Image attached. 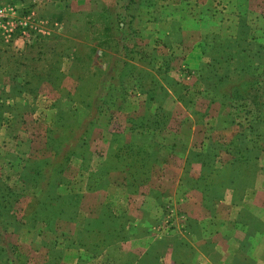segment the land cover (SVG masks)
I'll list each match as a JSON object with an SVG mask.
<instances>
[{
  "label": "rangeland",
  "instance_id": "rangeland-1",
  "mask_svg": "<svg viewBox=\"0 0 264 264\" xmlns=\"http://www.w3.org/2000/svg\"><path fill=\"white\" fill-rule=\"evenodd\" d=\"M141 1L152 2L153 5L155 0H0V19L3 15H7L8 18L15 16L17 19L14 18L19 21L25 16H31V24L35 25L32 30L16 22L12 31H6L9 33L8 36L4 35L5 32L2 34L0 30V42L5 45L16 40L13 39V33L18 32L17 36L21 40L18 54L5 50L0 58L2 63L0 67V127L2 129L0 142L3 143L0 151L3 150V153L9 155L12 150L14 156L20 155L13 163L7 160V166L0 169V184H4L16 193L15 202L12 203V209L9 212L14 220H10V226H7L5 231L0 229V249L4 252L0 254V259L7 257L10 264H17L13 260L14 256L9 247L14 245L24 260H27V264H41L49 253L60 256L61 249H65L64 247H68L70 243H77L78 236L75 233L77 227L69 233L68 227L62 226L65 222L81 219L77 211L80 194L76 191L80 179L70 182L71 180L67 178L69 174L74 175L73 162L68 161L69 157L75 154L81 157L83 163H86L89 161V156L94 153L102 156L103 152H107L104 141L126 131H131L134 133L133 136H138H132L133 140H142L137 129L139 127L131 121L139 122V118L146 111L152 113L156 108V102L146 104L148 95L144 92V87H147L149 77L158 81L157 67L154 63L159 56L156 50L145 51L142 47L135 48L133 44L141 45L149 42L150 45L156 41L159 43L170 41L167 38H160L155 32L158 28L157 21L155 22L154 18H146L144 9L147 6H141ZM244 4H238L241 8L237 10L239 14L235 24L240 22L239 17H243V24L247 28L246 41L264 42V34L260 35V31H264V14L256 16L254 11L250 12L255 9L261 13L264 11V6L255 8V4H252L247 10L246 6L243 8ZM7 6L11 7L13 12L3 10ZM148 8L146 13L152 6ZM166 8L163 9V13L173 11L177 7L170 5ZM229 9L226 6L224 11H220L224 16L214 17V20L219 22L225 30L232 24V19L225 17L229 15ZM202 10L209 22L212 10L210 8ZM137 13L141 15L137 17ZM167 23V20L160 22L158 31H164L162 28L166 29ZM180 23L187 32L179 37L183 38L184 43L191 42L192 35L188 31L197 25L191 24L187 19H182ZM208 26L216 28L217 25L210 21ZM216 34H208L207 38L202 40L207 44L205 52L208 63H211L210 57L217 58L215 56L220 53L217 45L213 46V40L222 39L225 35L223 33L215 37ZM124 49H128L129 52H124ZM157 51L159 53L160 50ZM176 53H179V50ZM124 59L129 63L131 71L141 75L144 87H133L132 81L124 78L126 85L124 95L121 101L117 102L119 109L114 110L115 106L110 109L109 104L102 100L117 93L115 83L121 71L124 70ZM38 73L48 74L52 79L36 82ZM209 74L211 73H206V75ZM198 81L199 83L187 89H185L186 85L178 81H174L176 84L171 81V83L168 81L161 84L169 85L173 89L177 95L175 100H178L189 116L194 117L196 121H203L207 116L216 119L218 103L221 99L217 98L210 102L204 92V83ZM158 84H160L159 81ZM183 90H186L188 96H184ZM173 102L169 103L167 97H164L159 106L168 114V109L171 110ZM235 103L227 106L226 113L234 118V125L241 129L246 124L241 114H234L237 109ZM247 103L251 108L250 103ZM213 127L214 125L208 136L218 138L219 133L214 131ZM96 128H99L98 133ZM150 130L146 129L145 134L154 133ZM232 131L233 128L224 132V137L228 138ZM89 142H92L91 148ZM2 160L1 155L0 164ZM33 161H49L50 164L42 165L40 169L45 178L37 177L36 183H25L20 175L23 174L24 167L32 164ZM61 163L63 183L51 187L53 192L51 195L53 197L70 193H74L77 197L79 195L76 209L72 208L69 211V213L72 212L70 218L65 216L58 218L53 215L56 211L52 214L48 210L49 214L45 217L48 221L41 222L34 219L31 213L35 200L40 194L37 188L45 189L44 183L48 180L46 176L49 175V170L52 167L55 170L61 169ZM85 168L86 165L82 164L80 171L88 173L89 171ZM87 168H89L88 164ZM140 180L137 177L136 182H129L133 185L140 183ZM163 204L157 219L150 216V210H146L144 218L140 221H153L147 227H136L142 223L138 221L137 214L132 216L130 226L127 227V232L130 231V234H125L124 239L120 230H117L119 234L115 231L112 235L114 243L107 247L106 252L103 253L104 256L102 254L94 259L92 251L86 249L78 256L79 259L68 258L62 264H166L160 257L164 249L161 253L159 252V258L156 255L157 251L146 255L140 254L142 250L138 247L142 245H139L135 239L140 229L151 239L160 240L172 234L176 227L180 231L186 228L185 220L178 221V218L185 219L184 216L175 211L170 200ZM52 205V207L57 206V202H53ZM92 240L93 238L89 236L90 248L93 246L92 249L97 250L100 246L99 240L90 244ZM4 244L8 246V249L2 247ZM43 252H45L44 255ZM86 254H89L88 257ZM166 260L168 262L170 258Z\"/></svg>",
  "mask_w": 264,
  "mask_h": 264
},
{
  "label": "crops",
  "instance_id": "crops-1",
  "mask_svg": "<svg viewBox=\"0 0 264 264\" xmlns=\"http://www.w3.org/2000/svg\"><path fill=\"white\" fill-rule=\"evenodd\" d=\"M171 1L174 0H155L153 5L151 2L147 6H152L148 13L147 8L144 9L146 18H154L155 22L157 21L158 28L155 32L158 36L167 38L170 42L156 41L150 45L145 42L141 45L135 44L134 47H142L145 51L156 50L159 58H156L154 65L157 67L158 81L164 83L161 75L165 74L169 79L186 85L185 89L199 83L198 69L202 63L207 62V44L203 42V36L217 33V37L224 33L227 35H224V38L232 39L238 32V26L235 24L239 14L237 10L241 8L238 4L245 3L243 8L246 6L247 10L252 4H255V8L264 6V0ZM185 4L189 5L186 7ZM170 5H176L177 8L163 13V9ZM226 6L230 9L229 15L225 17L232 19V24L227 30L214 20L215 16H224L220 11H224ZM204 8L212 10V17H207L211 23H216V28L208 26L210 21L206 19L202 10ZM252 11L256 16L264 14V11L259 13L260 11L254 9L250 12ZM140 15L137 13L136 16ZM182 19L197 25L188 31L192 35V41L188 43H184L183 38H180L187 32L180 25ZM165 20L168 21L166 29L158 31L160 22ZM262 34L264 31L261 30L260 35ZM12 35L13 39H16L13 43L5 45L0 42V58L5 50L18 54L21 40L17 36L18 32ZM157 50H160L159 53ZM178 50L179 53H176ZM162 88L167 93V101H174L171 110L168 109V119L164 127L153 130V134H145L146 138L141 135V141L133 140V137L138 136H133L131 131L120 133L122 139L110 142L112 138H108L104 141L107 152H103L102 156L94 153L86 163L75 154L69 157L68 161L73 162L74 175L69 174L67 178L70 182L80 179L76 191L80 194L77 211L81 219L63 223L62 226L66 225L69 233L77 227L75 233L78 237L77 243H70L65 249H61L58 264L68 258L79 259L78 256L86 249L92 251L94 259L99 258L108 246H99L97 250H93V246L90 248L89 245V236L93 238L90 244H94V240L99 238L100 241V236L107 234L108 230H111L112 235L120 230L125 239V234H130L127 227L130 226L132 216L137 214L140 221L144 218L146 210H150V216L157 219L161 214L160 207H163V203L168 199L175 211L184 216L185 219L178 218V221L185 220L186 228L180 231L176 227L172 234L160 240H153L147 233L143 234L139 227V234L135 239L142 245L138 247L142 250L140 254L157 251L159 258L164 249L160 257L166 264H264V152L238 171L237 157L226 152L221 146L224 140L208 136L215 118L207 116L203 121H196L194 117L189 116L182 104L175 100L177 95L172 89L165 84H162ZM183 94L188 96L186 90H183ZM96 129L98 133L99 128ZM1 130L0 127L2 135ZM89 143L91 148L92 142ZM139 143L146 151L144 166L133 175L141 179L140 183L130 185L128 172L131 169L128 164L131 161L127 160L122 165L112 154L120 147L128 144L137 146ZM2 144L0 142V147ZM12 152L11 150V153L6 155L3 150L0 151V156H3L1 170L7 166L8 161H17L20 155L14 156ZM82 164L86 165L88 173L80 171ZM88 219L90 221H87ZM140 222L142 225L136 227H147L153 221ZM88 255L86 254L87 257ZM167 258H170L168 262Z\"/></svg>",
  "mask_w": 264,
  "mask_h": 264
},
{
  "label": "trees",
  "instance_id": "trees-1",
  "mask_svg": "<svg viewBox=\"0 0 264 264\" xmlns=\"http://www.w3.org/2000/svg\"><path fill=\"white\" fill-rule=\"evenodd\" d=\"M140 5L149 6L150 2L145 3L141 1ZM239 18L240 22L238 21L237 23L238 32L234 35V38L214 39L213 46L214 44L217 45V48L220 50L219 55L217 54V56H215L217 58L210 57L209 62L211 63H202L198 69V78L204 83V92L207 94L206 96L210 102L217 98L221 99L218 103V112L213 128L219 133V137L224 140L221 145L222 148L226 150V152L237 157L236 162L238 171L239 168H245L248 166L247 164L254 161L257 156L264 151V109H261L264 108V42H247V28L243 24V17ZM206 38L207 35H204L203 39ZM134 45L135 44H133V46ZM124 52L127 53L129 50L124 49ZM128 64L127 60L124 59V70L121 71L115 83V90H117V93L109 95L108 98L102 100L106 104H109L108 108L110 109L113 108L112 106L116 107L114 110L119 109V104L117 102L121 101L126 86L124 78L130 79L133 87H144L143 82L141 81V75L131 71ZM209 72L211 74L206 75V73ZM161 76L164 83L168 81L169 83L174 82L172 79L165 76V74H162ZM36 77V82L50 81L52 79L48 74L41 75L38 73L36 74ZM173 84L176 83L174 82ZM168 87L172 89L169 85ZM144 88V92L148 95L146 104L156 102L157 105L152 113L146 111L144 115L139 118V122L135 123V121H131L136 127H139L137 129H139L138 133L140 136L145 135L144 131L146 129H151L150 131L158 128L161 129L164 127L168 119V114L159 106L160 101L167 95L165 89L162 88V84H158V81L155 78L152 79L149 77L148 85ZM247 102L250 103L251 108L248 106ZM233 103L237 106L234 114H241L242 117H244L246 125L241 129H239L237 125H234V118L226 113L227 106H230ZM228 116L230 118H228ZM231 128H233V131L228 138H225L224 132H228ZM146 137L147 136L145 135V138ZM111 138L110 142H112V140L115 141L122 139L123 137L121 135H113ZM85 141L86 140H84V142ZM141 145V143L137 146L128 144L124 147L118 148V150L112 154L113 157L122 163V165L127 160L131 161V163L128 164V168L132 171L128 172L130 174L129 179L131 180L129 181L131 183L136 182L137 180V177H133V175H136L135 171L138 172V170L144 166V152L146 153V151L142 149ZM133 146L135 148H133ZM60 161L61 160H59V162ZM49 164V161H33L32 164L24 167L23 174L20 175V178H22L25 183H36L37 177L45 178L42 171H40L43 167L42 165ZM62 170V163L61 169L55 170V168L52 167L51 170H49V175L46 176L48 180L44 183L45 189L41 190L40 188H37V191L40 194L39 197L36 198L35 205L31 211L32 215H34V219H38L41 222L48 221L45 218L47 214H49V212H47L48 210H50L51 213L56 211L55 214H52L58 216V218L64 216L70 218L72 212L69 213V211L72 208L76 209L75 205L79 195L78 197L74 193L60 194L56 197L51 195L53 193L51 187L63 183L61 177ZM133 179H135V181H132ZM15 197L16 193L11 191L4 184H0L1 231H5L7 226H10V220H14L9 212L12 209V203L15 202ZM53 202H57V206L52 207ZM108 231L107 234L105 233L102 235L101 240L98 243L102 248H106L113 244V240L109 241V237L112 235L110 234L111 230ZM98 240L94 241L98 242ZM2 247L8 249L6 244ZM9 247L14 256L13 260L15 263L27 264V260H24V257L21 256L14 245H9ZM1 253H4L3 250L0 251V254ZM59 258L60 257L57 254L53 255L52 253H49L45 258L46 260L41 264H58L57 262L59 261ZM0 260V264H10L7 257Z\"/></svg>",
  "mask_w": 264,
  "mask_h": 264
},
{
  "label": "built area",
  "instance_id": "built-area-1",
  "mask_svg": "<svg viewBox=\"0 0 264 264\" xmlns=\"http://www.w3.org/2000/svg\"><path fill=\"white\" fill-rule=\"evenodd\" d=\"M3 10H6V11H10V12H13V10L11 9V7H5ZM1 13V12H0ZM7 15H3V18L0 19V30H1V33L4 34V32L6 33V31H12L13 27H15V23L16 22H19V24L21 23L22 26H28L29 28H35V25L34 24H31L32 22V17L31 16H25L23 18H21V20H16L17 18L15 16H13V18H8L6 17ZM16 19H15V18ZM33 26V27H32ZM33 30V29H32ZM6 36L9 35V33H6L4 34Z\"/></svg>",
  "mask_w": 264,
  "mask_h": 264
}]
</instances>
